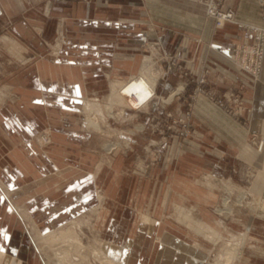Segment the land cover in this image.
I'll return each instance as SVG.
<instances>
[{"label":"rangeland","instance_id":"obj_1","mask_svg":"<svg viewBox=\"0 0 264 264\" xmlns=\"http://www.w3.org/2000/svg\"><path fill=\"white\" fill-rule=\"evenodd\" d=\"M59 1L68 2V4L94 3L100 5L103 3L102 0ZM187 1L200 5L204 15L213 19L216 30L222 28L218 26L217 19L207 15L209 3L205 2L206 0ZM216 1L217 11L221 13L231 11V9L221 10L222 0ZM259 4L264 14V6H262L261 0H259ZM104 6L107 7L108 3H104ZM232 11L235 13L234 10ZM69 17L68 12L64 16L57 15L55 22L44 21L42 22L43 28H39L37 20L35 23L32 20H25L28 19L25 14H19L18 18L13 19L14 16H7L0 12V94L3 95L0 110L7 105L12 106L23 101L26 94L28 95L26 96L27 99L35 94L32 82L29 80L25 83L21 82L19 80L20 75L37 64L44 63L48 66L55 63L60 50L68 41L66 20ZM121 20L127 21L128 19L121 18ZM132 20L129 19V21ZM20 21H25L29 26L28 30L31 32V36L35 37V43L19 34L15 26ZM225 23L228 22L222 24ZM51 24L54 26L50 27ZM241 27L249 36L247 39L250 40L245 38L244 41L233 43L228 56H225L235 68L239 79L232 80L230 87L220 95L213 94L208 87V77L211 75L208 69L194 75L187 67L181 65V68H178L179 57L176 54L164 50L159 43L144 41L135 48L139 58L138 68L134 75L125 80L109 78L105 92H89L80 94L81 96L73 95L79 103L77 108L72 110L71 116L65 113V109H57L55 114L58 122V133L57 138L54 137L56 142L51 140L53 129L49 126L50 118H48L47 112L44 124L39 129L26 133L23 139L10 141L5 132L0 131V153L4 155L1 161H5L7 155L13 156L14 163L20 167L23 162L34 158L33 146L40 150L43 157L40 163L41 183L38 182L39 179H35L37 183L27 180L21 187H25V191L32 184L33 187L35 185V188L42 184L38 187L39 189L34 188L35 190L30 191L33 194L36 192L41 199L40 201L44 202L42 205L37 204L42 209L40 213L31 212L32 214H30L28 210L35 204L28 203L30 197L21 196L23 188L12 189L6 193L0 192V250L12 255L16 254L15 256L20 257L24 262L23 264H55L56 260H53L52 252L43 249L40 240L35 236L36 232L45 235L49 231L63 227L74 220L82 219L91 221L90 226L83 223L80 226L82 240L85 244L101 240L115 244L118 253L126 246L127 240L132 241L136 246L144 247L146 239L143 237H137L136 240L123 237L121 243H116L107 237L106 228L113 221L119 223L123 215L129 217L130 215L122 212L123 206L127 205L126 203L130 201L131 196H135L136 193L139 195L143 193L146 196L145 192L148 186H146V182L155 180L162 182L165 175L161 171L167 169L173 162L177 163L179 156H191L188 165L191 169L196 170V174L198 172L194 185L203 190L202 197L205 198V202L210 203L208 207L212 216L207 211L205 212L210 217L201 216V208L198 209L187 198L181 197L178 203L175 201L172 207L167 208L166 214L168 216H161L158 220V228L163 234L154 237L160 246L156 261H171L173 264H214L218 253L223 252L224 245L233 239L230 234L237 235L245 232L247 234L244 238L249 237L251 243L260 242L264 247V203L259 204L254 200L264 189V178L258 175V171H264V126H262L263 130L256 127L254 130L249 129L247 122L249 117L244 119L242 114L251 115L252 103L250 102L249 106H246L241 96L244 90L249 89L253 92L256 85L261 82L264 46L261 51L260 49L257 50L254 39L256 33L250 29V27H262L243 25ZM5 37L14 40L16 46L13 47L4 40ZM150 45L154 46V50L150 48ZM158 46L160 47L159 55L156 54ZM239 48L247 50L246 58L252 59V65L253 60L257 63L259 59L261 72L258 76L246 74L239 62H233L229 58L230 54ZM164 53L175 59V66H171L167 60H162ZM145 57H150V77L154 79L149 96L151 99L147 100L146 106L142 107L141 104L121 106L115 102H110L112 104L106 110L104 106L108 104L111 97V83L121 81L130 84V79H142L143 77L139 76V72ZM207 63L209 62L207 61ZM173 71L182 72L179 73L181 82H175L167 90L165 80L167 75ZM202 74L205 75L206 80L203 90L212 97L213 101L202 95L197 97L202 96L211 101L246 130V137L239 146L225 148L219 155L214 154L216 149H213V155L208 153L206 156L204 152L198 154L192 151L191 145H187L188 142L199 143L191 120L193 105L197 97L194 100L191 97L195 86V82L192 80ZM213 79V82L216 83L223 82V80H219L218 76L213 77ZM126 92L127 90L124 89L118 91L121 96H127L128 93ZM45 93L44 102L50 94L46 90ZM38 94L40 93L38 92ZM63 95L68 98L72 97L70 93ZM180 95L186 96L185 107L181 113L175 105L172 106L174 97ZM141 96L142 94H138L137 97L140 98ZM86 100L93 102L95 100L103 106L101 109L104 111L100 115L93 114L88 119L83 113L82 104ZM218 100L224 101L226 107H219L215 103ZM44 106L47 107L48 105L45 104ZM43 113L45 115V111ZM86 119L94 123L97 122L95 124H97L98 129L89 127ZM182 119L186 123L187 134L181 133L182 127L179 121ZM64 122L73 123L75 131L86 135V137L76 143H71L68 140L69 135L66 132L67 128ZM53 143H57V147L51 149L54 152V156H51L53 159L52 167L56 165V168L51 167V169L49 168L51 163L47 153L50 150L48 146H52ZM184 144L187 145L186 150L183 149ZM22 147H26L23 155L19 154ZM172 147H175L173 148L175 152L170 150ZM180 148L181 150H178ZM173 154V158H170ZM53 162H55L54 165ZM37 164L36 169L39 168V164ZM174 166L172 165V168ZM205 175H208L211 186H207L203 182ZM66 190L70 193L67 196L73 195V205L80 202L83 191L88 190L91 198L83 205L69 206V209L72 207L70 211L62 213L61 216L59 212H61L62 207L65 208V202L69 199L63 193ZM98 196L102 198L101 204L97 200ZM49 198L52 206L49 204ZM50 206L53 209H50ZM54 210L56 217L52 221H48L46 218L54 216ZM181 212H189L195 220L198 219L200 222L213 226L222 234V238L216 237L218 240L214 239L213 243L205 240L202 235L199 236L192 229L194 223H191V228L183 225L179 217ZM142 217L146 219V216L143 215ZM215 222L222 223L223 228L214 226ZM34 225L37 226L38 231ZM130 225H132L131 221ZM252 233L255 234L254 240ZM151 240L152 238H150V242ZM203 250L205 254L202 253ZM244 251V256L249 257L248 264H264L263 254L256 251L249 252L246 249ZM133 255L135 256L134 250L131 252V257H134ZM143 257H145L144 253L141 259ZM47 259H50L49 263ZM91 260L94 261V259ZM94 262L97 263V261ZM234 264L243 263L236 262Z\"/></svg>","mask_w":264,"mask_h":264},{"label":"crops","instance_id":"obj_2","mask_svg":"<svg viewBox=\"0 0 264 264\" xmlns=\"http://www.w3.org/2000/svg\"><path fill=\"white\" fill-rule=\"evenodd\" d=\"M102 1L103 3L97 5L94 3L68 4V2L59 0H0L1 13L14 16L13 19L18 18L19 14H25V17L28 18L25 20H32L33 23L37 20L39 28H43L42 22L44 21L55 22L57 15L64 16L67 12L70 15L66 20L68 41L60 50L55 63L48 66L44 63L37 64L20 75L21 82L25 83L27 80L32 82L35 94L29 96V99L26 94L23 101L12 106L7 105L0 110V131H4L10 141L23 139L26 133L39 129L47 118L46 112L50 118L49 126L53 129L51 140L54 141L58 133L55 114L57 109H65V113L71 116L72 110L77 108L79 103L73 95L81 96L80 94L89 92H105L109 78L125 80L134 75L138 68L139 58L135 48L144 41L159 43L164 50L176 54L179 57V63L189 68L194 75L208 69L211 72L208 77V87L213 94L220 95L230 87L232 80L239 79L235 68L225 56H228L233 43L240 42L245 38L250 40L247 39L249 36L245 34L241 25L264 28V14L259 0H222L220 9L223 11L234 10L235 21L225 23L219 30H216L213 19L204 15L200 5L187 0ZM106 2L108 3L107 7L104 6ZM121 18L128 20L122 21ZM129 19L133 20L129 21ZM53 26V24L50 25V27ZM28 27L25 21H20L15 26L19 34L35 43L36 39L31 36ZM215 76H218L219 80H223V82H213ZM165 81L168 90L175 82H181V78L178 72L173 71L167 75ZM45 90L50 94L44 102ZM68 93L72 95L71 98L63 95ZM241 96L246 106H249L250 102L252 103L251 115L242 114L244 119L249 117L247 121L249 129L254 130L256 127L263 130L264 60L261 82L256 85L253 92L249 89L244 90ZM185 98L186 96L180 95L174 97L172 101V106L175 105L180 113L185 107ZM45 104L48 106L45 107ZM43 111H45V115ZM191 120L199 143L188 142L187 145H191L192 151L198 154L204 152L206 156L208 153L213 155V149H216L214 154L219 155L225 148L239 146L246 137V130L239 123L202 96L197 97L193 105ZM64 123L69 135L68 140L71 143H76L86 137V135L75 131L73 123ZM187 145L184 144L183 149L186 150ZM56 147L57 143L48 146L50 150L46 153L50 158L49 168L52 167L51 156H54L51 149ZM32 148L34 158H27V162H23V164L19 163L22 164L20 167L14 163L13 156L7 155V159L1 161L4 155L0 153V192L6 193L12 189L23 188L21 196L30 197L28 203L35 204L28 212L36 214L42 210L37 204L42 205L44 202L40 201L36 192L33 194L30 190H35L42 184L36 185V188L32 184L25 191V187H21L27 180L37 183L39 179L38 182L41 183L40 163L43 157L36 146ZM173 148L175 147L170 150L175 152ZM25 150L26 147H22L19 154L23 155ZM174 154L170 158H173ZM189 159L191 156H179L177 163L173 162L167 169L162 170L161 172L165 175L164 179H161L162 182L158 180L146 182V186L148 185L146 196L143 193L140 195L136 193L135 196H131L127 205L123 206L122 213L130 216L123 215L119 223L113 221L106 228L107 237L116 243H121L123 237H130L132 240L138 239L137 237L146 239L144 247L136 246L133 249L135 256L133 255L129 264H173L171 261H156L160 246L154 237L163 234L158 228L160 217L168 216L167 208L172 207L175 201L178 203L181 197L187 198L198 209L200 207L201 216L210 217L208 216V214L211 215L208 207L210 203L205 202V198L202 197L201 187L194 185L198 172L196 174V170L189 167ZM37 163L39 164L38 169L35 168ZM172 165L175 166L172 168ZM52 168H56V165ZM200 171L202 170L200 169ZM63 193L69 199L65 202V208H61L60 215L68 213L72 208L68 207L73 205V195L67 196V194L70 195L68 190ZM178 196L180 197L178 198ZM90 198L89 191H83L80 202L74 203V205H83ZM97 200L101 204L100 196L97 197ZM50 202L49 198L51 205L52 202ZM51 206L50 209H53ZM53 215L46 219L52 221L56 217V212ZM143 215L146 216V219L142 217ZM65 217L67 218V216ZM130 221L132 225H130ZM34 228L38 231L37 226L34 225ZM252 236L255 238V234ZM150 238H152L151 242ZM254 244L263 247L260 242ZM143 253L145 257L141 259ZM202 253L205 254L204 250Z\"/></svg>","mask_w":264,"mask_h":264},{"label":"bare ground","instance_id":"obj_3","mask_svg":"<svg viewBox=\"0 0 264 264\" xmlns=\"http://www.w3.org/2000/svg\"><path fill=\"white\" fill-rule=\"evenodd\" d=\"M223 21L224 20H222V23ZM4 40L10 43L13 47L16 46V42L14 40H11L7 37H5ZM150 75V57H145L143 66L139 72V76L143 77L142 79H130V84L121 81H114L111 83V97L108 104L104 106L106 110L108 106L112 104L110 102H115L117 105L121 106H137L141 104L142 107H145L147 100L151 95L150 91L152 90L154 83V79L151 78ZM152 77L156 78L155 76ZM122 89L127 90V96H121L120 93H118V91ZM138 94H142V96L138 98ZM2 100L3 95L0 94V104L3 102ZM115 103L113 104L115 105ZM82 104L83 113L88 119L93 114L100 115L101 112L104 111L101 109L103 106L95 102V100L94 102L86 100L82 102ZM87 122L89 127H92V129H98L97 124H95L97 122L94 123L91 120H87ZM258 175L264 178V171H258ZM203 182L207 186H211L208 175H205ZM254 200L259 204L264 203V189L257 197H255ZM179 217L180 221L183 222V225L185 226L191 228V223H194V228H192L194 229V232L199 236L202 235L205 240H208L211 243H213L214 239L218 240L216 237L222 238V234L219 233L216 228H213V226H209L206 223L200 222L198 219L195 220L189 212H181ZM82 223L87 226L91 225V221L89 219L86 221H84V219L74 220L63 227L46 233L45 235H41L39 232H36L35 236L40 240L43 249L45 248V251L48 250L52 252V257H54L53 260H56L55 264H95L94 261H97L96 264H129V261L132 258L131 252L136 246L135 243L127 240L125 244L126 246L123 248V250H121L120 253L117 252V247L115 244L103 242L101 240H96L95 243L92 242L85 244L82 240V234L80 230ZM214 226L223 228L222 223L219 222H215ZM246 234L247 232L237 235L230 234V237L233 239H230L231 241L224 245L223 252H220L221 254L218 253L214 264H234L236 262L246 264L249 261V257L246 255L244 256V249L249 252L256 251L264 255V248L259 247L257 244H252L249 237H247V241V238H244ZM15 255L0 250V264H23L24 262L21 260V258ZM29 258H31V256H29ZM91 259H94V261ZM49 260L47 259L48 263Z\"/></svg>","mask_w":264,"mask_h":264},{"label":"built area","instance_id":"obj_4","mask_svg":"<svg viewBox=\"0 0 264 264\" xmlns=\"http://www.w3.org/2000/svg\"><path fill=\"white\" fill-rule=\"evenodd\" d=\"M205 2H208L209 3V7H208V10H207V15L210 16V17H214L215 19L218 20V26L222 27V20L223 23L224 22H233L234 21V18H235V13L231 10L229 11H225L223 13L217 11V6H216V0H206ZM261 4L262 6H264V0H261ZM250 29L252 31H254L255 34V45H256V48L257 50L260 51L262 50L261 48L264 46L263 44V40H264V29L262 28H252L250 27ZM150 48L152 50H154V46L153 45H150ZM159 51H160V47L158 46L157 47V51H156V54L159 55ZM247 54V50H242L241 48L239 49H236L235 52H233L232 54H230V59L233 61V62H239L240 64V67H242L241 69L247 74H252L254 76H258L259 73H260V67H259V59H258V62H254L253 60V65H252V59H247L246 58V55ZM164 56L162 57V60H167V62L171 65V66H175V59L174 58H171L169 54H163ZM178 59V58H177ZM161 60V58H160ZM179 61V59H178ZM170 68V67H169ZM178 68H181V64L178 63ZM179 73H182L181 71ZM185 74V73H183ZM193 82H195V86H194V91H193V95H192V99L194 100L198 95H202V96H205L207 98H210L212 101V97L209 96L204 90H203V85L204 83H206V80H205V75H201L200 77L198 78H195L192 80ZM153 96V95H152ZM231 96V94H230ZM229 97V95H228ZM151 99V97L149 98V100ZM219 107L221 108H225L226 107V103L222 100H218L217 102H215ZM180 125L182 127V132L181 133H185L187 134L188 131L186 129V123L184 121V119L180 120Z\"/></svg>","mask_w":264,"mask_h":264},{"label":"clouds","instance_id":"obj_5","mask_svg":"<svg viewBox=\"0 0 264 264\" xmlns=\"http://www.w3.org/2000/svg\"><path fill=\"white\" fill-rule=\"evenodd\" d=\"M146 98V97H145Z\"/></svg>","mask_w":264,"mask_h":264}]
</instances>
